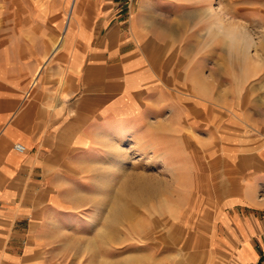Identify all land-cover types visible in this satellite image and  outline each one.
I'll list each match as a JSON object with an SVG mask.
<instances>
[{"label": "crops", "instance_id": "0c3cea01", "mask_svg": "<svg viewBox=\"0 0 264 264\" xmlns=\"http://www.w3.org/2000/svg\"><path fill=\"white\" fill-rule=\"evenodd\" d=\"M213 1L72 0L65 21L43 1L14 32L0 19V264H54L55 233L76 230L88 201L118 196L120 140L151 133L145 121L167 113L168 87L183 95L182 68L173 81L168 57L226 53L200 47ZM200 72L192 96L208 111L225 101ZM220 132L207 147L224 169L208 204L214 261L264 264V115Z\"/></svg>", "mask_w": 264, "mask_h": 264}, {"label": "rangeland", "instance_id": "374dc122", "mask_svg": "<svg viewBox=\"0 0 264 264\" xmlns=\"http://www.w3.org/2000/svg\"><path fill=\"white\" fill-rule=\"evenodd\" d=\"M43 1L66 20L72 0H0V19L14 32ZM213 5L215 18L200 23V47L210 41L226 53L168 57L173 81L175 68H182L183 95L168 87L167 113L157 108L145 121L151 133L120 140L117 154L124 153V159L114 168L118 196L88 201L81 216H73L76 230L55 233L54 264H215L208 204L224 169L210 164L207 147L231 120H256L257 111L264 115V102L245 100L264 97V0H214ZM188 27L184 47L192 46ZM180 58L181 66L176 65ZM199 68L212 94L225 101L210 104L208 111L198 110L192 96Z\"/></svg>", "mask_w": 264, "mask_h": 264}, {"label": "bare ground", "instance_id": "6f19581e", "mask_svg": "<svg viewBox=\"0 0 264 264\" xmlns=\"http://www.w3.org/2000/svg\"><path fill=\"white\" fill-rule=\"evenodd\" d=\"M20 144V143H19ZM24 147V146H23ZM124 159V153H120V154H117L114 159L112 160L113 161V164H114V167L116 165H119L122 160ZM112 165V164H111ZM135 184V183H134ZM146 186V185H145ZM141 192V191H140Z\"/></svg>", "mask_w": 264, "mask_h": 264}, {"label": "built area", "instance_id": "2783aa9c", "mask_svg": "<svg viewBox=\"0 0 264 264\" xmlns=\"http://www.w3.org/2000/svg\"><path fill=\"white\" fill-rule=\"evenodd\" d=\"M125 1H131V0H125ZM14 147L18 151H22L24 149L23 145L22 144H19V143L15 144Z\"/></svg>", "mask_w": 264, "mask_h": 264}]
</instances>
